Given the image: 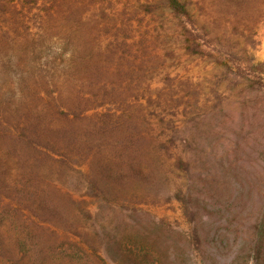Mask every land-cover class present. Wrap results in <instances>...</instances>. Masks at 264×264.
<instances>
[{
	"label": "rangeland",
	"instance_id": "rangeland-1",
	"mask_svg": "<svg viewBox=\"0 0 264 264\" xmlns=\"http://www.w3.org/2000/svg\"><path fill=\"white\" fill-rule=\"evenodd\" d=\"M114 1L116 12L110 15L116 21L126 6L128 15H135L134 32L114 37L105 30L88 37L100 46L87 50L86 56L103 63L101 81L119 84L120 99L130 101L129 116L123 112L129 121L127 130H88L95 120L90 109L63 139L55 137L61 147L54 146L47 159L33 160L32 151L13 152L0 145V177L6 184L16 183L19 191L3 195L19 197L20 193L25 199L27 194L20 191L26 188L32 208L51 205L47 225L88 252L79 264H94L92 254L102 264H125L126 253L117 250L122 245L135 256V264H253L251 225L264 206V94L227 74L216 63L218 50L207 48L210 55L185 51L179 26L164 6L144 16L134 10L144 0ZM183 1L196 23L198 19L208 25L215 42L228 43L237 55L248 53L264 62V0ZM95 2L79 0L77 11H91ZM122 39H126L123 49L118 46ZM111 41L115 55L106 48ZM49 55L40 51L37 58L42 56L43 61ZM60 58L67 57L61 54ZM75 63L71 61L72 67ZM35 64L31 55L23 63L33 79ZM8 70L9 76L0 70V86L14 76ZM77 73L71 78L78 80ZM38 82L43 85L40 77ZM35 84L30 80L27 89ZM120 102L108 101L98 111L114 109L122 118ZM123 136L131 144L120 151L118 139ZM126 153L130 160L145 159L150 153L161 159L156 188L148 193L145 186L127 178L126 185L115 188L118 200L90 194L89 176L101 183L103 169L116 173ZM176 157L191 163L197 181L192 183L175 168ZM178 189H190L197 196L195 226L174 198ZM145 193L150 196L144 198ZM22 205L27 207L23 200ZM56 264L66 263L59 259Z\"/></svg>",
	"mask_w": 264,
	"mask_h": 264
},
{
	"label": "trees",
	"instance_id": "trees-1",
	"mask_svg": "<svg viewBox=\"0 0 264 264\" xmlns=\"http://www.w3.org/2000/svg\"><path fill=\"white\" fill-rule=\"evenodd\" d=\"M96 1L91 11L86 9L83 12L77 11L79 0H0V64L3 67L0 70L7 76L8 69L14 73L8 84L0 86L2 149H13L14 152L21 148L32 151L36 155L33 160L47 159L53 155L51 150L54 146L61 147L55 143V137L63 139L70 132L73 123L81 120L90 109L95 111V120L88 130L121 133L127 130L128 124L125 123L129 121L124 118L123 112L126 113L130 101L120 99L123 91L118 83L110 85L101 81L99 76L103 72V63L91 62L86 51L100 46V43L97 44L88 37L92 39L101 31L106 30L114 37L118 34L130 36L135 29V15H128L130 11H125V6L122 12L120 10L117 13L119 15L115 21L110 13L115 14L117 1ZM160 1L163 2L160 7L155 6L152 1H138L134 10L146 16L164 6L179 26L185 51L199 55L208 52L207 55H210L207 48L218 50L220 53L216 63L222 65L227 74L244 79L248 89L264 94L263 61H255L248 53L237 55L228 43L215 42L216 38L212 36L208 25L200 23L198 19L196 23L185 1ZM90 15L92 20H89ZM96 16L100 18L97 19ZM120 42L118 46L123 49L126 39ZM106 48L113 55L117 53L113 41L107 43ZM40 51L50 53L51 56L42 61V56L37 58ZM61 54L67 58H60ZM30 55L36 61V79L23 68V63ZM71 61L76 62L77 66L72 67ZM77 72L79 79L71 78ZM39 77L43 80V85L39 84ZM30 80L38 85L27 89ZM88 87L90 89L87 90ZM108 101H121L122 118L114 109L98 111ZM126 115L129 116V113ZM70 139L65 140V143L68 144ZM118 142L120 151L129 149L131 144L125 136L118 139ZM165 149L168 150V147L165 146ZM135 159L130 160L126 153L119 160L116 173L103 169L101 183L89 176L88 192L103 199L112 197L118 200L115 188L120 184L126 185L127 178H132L140 186H145L148 193L151 192L157 186V174L162 168V161L151 153L145 155V159L138 156ZM174 166L184 171L185 177L192 183L197 181L195 170L189 161L176 157ZM164 172L165 170L162 174ZM3 180L0 177V181ZM15 187H18L16 183L14 186L4 181L0 183V190H6L0 191V264H39L40 259L44 264H56L59 259L66 264H79L81 260H85L83 257L88 252L83 246L71 241L69 237H63L56 228L47 225L46 222L49 221L46 216L50 215L51 205L32 208L29 205L32 197L26 188V191H20L27 194L25 199L20 193L19 197L3 195L19 192ZM146 196L150 195L145 193L144 198ZM174 198L179 202L185 219L195 226L197 196L190 189L187 192L178 189ZM22 200L26 202V208L22 205ZM204 207L205 205L202 206ZM251 233L249 257L253 264H264V206L261 216L251 225ZM62 234L68 236L66 233ZM117 250L126 253L125 264L136 263L131 251H126L127 246L122 245ZM129 254L131 257L127 256ZM92 256L94 264H102L96 254ZM146 257L144 254L142 259L145 260Z\"/></svg>",
	"mask_w": 264,
	"mask_h": 264
}]
</instances>
